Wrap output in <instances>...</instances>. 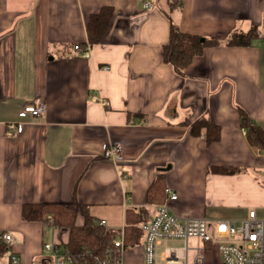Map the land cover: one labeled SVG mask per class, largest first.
Listing matches in <instances>:
<instances>
[{
    "label": "crops",
    "instance_id": "obj_1",
    "mask_svg": "<svg viewBox=\"0 0 264 264\" xmlns=\"http://www.w3.org/2000/svg\"><path fill=\"white\" fill-rule=\"evenodd\" d=\"M105 6L109 27L90 44L89 17ZM263 18L264 0H155L149 10L142 0H0V264L14 253L18 264H41L46 242L68 241L66 228L24 219V204L88 205L124 240L125 264H144L145 235L134 243L130 226L160 204L213 223L262 216L264 154L238 108L264 129ZM172 22L205 38L263 33L250 46L206 48L182 75L163 59ZM40 100L42 117L19 115ZM201 117L220 126L218 141L193 133ZM110 142L121 144V162L104 156ZM155 254V264H221L216 243L198 238L162 239Z\"/></svg>",
    "mask_w": 264,
    "mask_h": 264
},
{
    "label": "built area",
    "instance_id": "obj_2",
    "mask_svg": "<svg viewBox=\"0 0 264 264\" xmlns=\"http://www.w3.org/2000/svg\"><path fill=\"white\" fill-rule=\"evenodd\" d=\"M154 2L155 0H142V6L145 10H149L154 7ZM81 50L82 47L76 44V53H80ZM46 109V102L40 100L25 106L19 115L26 117L32 114L42 117ZM246 131L244 128V133ZM256 149L264 154V149L260 147ZM103 154L116 163L123 160V150L119 143H105ZM165 194L170 200L178 197L177 193L169 187L165 188ZM98 224L106 227L104 220L99 221ZM141 229L145 235L144 264H155L156 244L165 238H198L205 242L213 241L218 246L221 264H264V213L259 216L255 210H251L246 218L240 220L228 219L213 223L202 217H180L166 203H163L158 206L152 219L141 224ZM2 238L8 247L13 245L14 237L10 233H4ZM124 251L123 239H113L110 245L92 258L88 251L77 255L65 244L46 242L41 264H125ZM175 255L174 248L167 249L168 263L172 262L170 259ZM11 261L13 264H18L20 256L12 254ZM201 263V259L198 258L197 264Z\"/></svg>",
    "mask_w": 264,
    "mask_h": 264
},
{
    "label": "trees",
    "instance_id": "obj_3",
    "mask_svg": "<svg viewBox=\"0 0 264 264\" xmlns=\"http://www.w3.org/2000/svg\"><path fill=\"white\" fill-rule=\"evenodd\" d=\"M113 12L111 7L105 6L99 12L90 15L87 24L90 44L99 43L102 40ZM262 33V29L252 27L248 31H234L223 40L215 37L205 38L198 34L184 32L175 22H172L170 39L163 47V59L178 73L184 75L185 69L196 56L202 55L206 48L221 44L238 47L250 46L251 41ZM238 109L241 125L247 130L248 140L252 145L264 149V129L256 124L243 108ZM190 127L195 134H199L200 130L205 128L208 142L218 141L221 137L220 126L211 123L206 117L190 122ZM22 216L26 220L48 221L58 228H66L69 238L65 245L77 255L88 251L92 258L110 245L114 239L113 233L97 223L96 218L90 213L89 206L77 201L24 204ZM130 227L138 232L137 239L133 240L136 243L139 241V236L144 233L141 226L133 224Z\"/></svg>",
    "mask_w": 264,
    "mask_h": 264
}]
</instances>
